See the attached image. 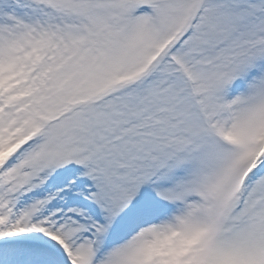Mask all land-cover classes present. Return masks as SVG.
Listing matches in <instances>:
<instances>
[{
	"label": "snow or ice",
	"instance_id": "obj_1",
	"mask_svg": "<svg viewBox=\"0 0 264 264\" xmlns=\"http://www.w3.org/2000/svg\"><path fill=\"white\" fill-rule=\"evenodd\" d=\"M0 264H264V0H0Z\"/></svg>",
	"mask_w": 264,
	"mask_h": 264
}]
</instances>
